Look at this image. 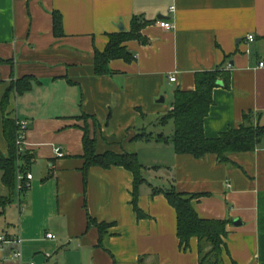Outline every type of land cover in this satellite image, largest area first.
<instances>
[{"label": "crops", "instance_id": "0c3cea01", "mask_svg": "<svg viewBox=\"0 0 264 264\" xmlns=\"http://www.w3.org/2000/svg\"><path fill=\"white\" fill-rule=\"evenodd\" d=\"M135 17L142 37L123 43L135 57L110 60L112 73L98 75L96 52L110 34L130 32ZM162 19L174 28H161ZM261 62L264 0H0V151L9 154L2 101L10 92L8 113L29 126L21 156H33L20 161L30 188L0 208V232L21 238L0 248V264H199L197 238L180 248L177 212L161 191L172 187L200 194L192 202L200 217L227 221L224 264H264V144L227 164L213 153L178 154L175 123L163 122L176 89L222 69L229 81L213 89L205 135L239 127L248 113L264 124ZM86 134L97 154H138L140 213L129 169L86 167ZM3 175L0 198L12 193ZM92 218L106 225L103 235Z\"/></svg>", "mask_w": 264, "mask_h": 264}, {"label": "trees", "instance_id": "16d2710c", "mask_svg": "<svg viewBox=\"0 0 264 264\" xmlns=\"http://www.w3.org/2000/svg\"><path fill=\"white\" fill-rule=\"evenodd\" d=\"M55 27L60 28L62 19L60 13L54 14ZM142 24L138 23V18L133 19V28L130 32L121 31L117 34H110V40L105 51L96 52L95 63L98 75L111 74L109 61L123 58L132 61L135 57L123 43L132 38H141L139 33ZM195 87L193 90L176 89L172 101L173 109L163 117V122L172 120L175 123V130L172 134L171 142L175 152L186 153L194 157L203 158L211 153L217 155L221 163H231L230 155L234 152L253 151L261 144H264V124L256 121L251 113L244 114V122L237 128H229L218 137L208 138L205 135V118L209 115L214 104L213 89L219 85L220 81H229V75L225 70L215 69L209 71H198L195 73ZM10 92L5 94L2 101L5 117L3 121L6 140L9 142V154L3 155L0 151V168L4 172L3 181L11 190L9 197L0 198L1 206L6 208L15 199L17 186V176L19 171L27 176L28 172L20 163L24 158L30 163L33 156L25 154L21 156L17 145L18 126L11 113ZM147 137V136H146ZM159 137L162 138V135ZM85 139L86 167L99 165L104 168L112 165L124 166L129 169L135 177L134 205L136 212L140 213L137 200V186L145 180L143 175L144 166L140 163L137 153H114L106 151L104 154H97L95 150V139L87 134ZM26 179L23 180V188L19 189L24 193L29 189L25 186ZM168 198L171 205L177 212L178 239L180 248L184 251L189 249L190 240L197 238L199 242V264H224L223 251L227 248L224 239L228 235L227 221L219 219H204L199 216L193 207V200L200 197V194H190L179 192L174 187L161 190ZM96 225L103 235L106 231L104 223H98L93 218L90 225ZM101 235V236H102ZM209 247V249H207Z\"/></svg>", "mask_w": 264, "mask_h": 264}, {"label": "built area", "instance_id": "2783aa9c", "mask_svg": "<svg viewBox=\"0 0 264 264\" xmlns=\"http://www.w3.org/2000/svg\"><path fill=\"white\" fill-rule=\"evenodd\" d=\"M173 10H175V8L171 7V11H173ZM158 24L160 25L161 28L162 27L166 28V29H173L174 28V24L170 20L162 19V20H159ZM254 37H255L254 34L253 35L251 34L248 36V40L252 41L254 39ZM260 65L264 66V62H261ZM171 81L176 82L177 77L176 76L171 77ZM16 124L18 126L16 141H17L19 153L22 154V152L25 148V145H26L25 138H26V134L28 132L29 126H28V122L25 120H17ZM56 152H57V155H59V156H63V154H64L61 150V147L57 148ZM32 178H33V174L31 172L28 173L27 176H25L24 173L19 171L18 176H17L18 188L22 189L24 187L23 186V180L24 179H26V183L24 185L30 188L29 181H31ZM48 236L52 237L53 234L50 233V234H48ZM20 242H21V238L19 235H9L6 232H0V248H2V246L4 244H7V243H20ZM14 256L16 258L20 257L21 251L17 250V252H15ZM31 264H36V263L33 262Z\"/></svg>", "mask_w": 264, "mask_h": 264}, {"label": "rangeland", "instance_id": "374dc122", "mask_svg": "<svg viewBox=\"0 0 264 264\" xmlns=\"http://www.w3.org/2000/svg\"><path fill=\"white\" fill-rule=\"evenodd\" d=\"M173 99H174V98L171 99L170 97H168L167 100H166V103H167V104H170L171 100L173 101ZM158 127H159V126H156L155 129L152 128L153 131H159V130H158ZM171 128H172V124H171V122H170V124L165 128V133H166V134H169V133L171 132ZM136 147H137V146H136ZM140 147H141V146H140ZM140 147H139V150H140V152L142 153V155L144 156V157H143V158H144L143 160H146V159L148 160V157H146L147 154H149V153H148V150L146 149V147H148V146H146V145H142V147H141V148H140ZM18 189H19V188H16L15 195H16V194H19V190H18ZM207 248H208V247H207Z\"/></svg>", "mask_w": 264, "mask_h": 264}, {"label": "water", "instance_id": "95a60500", "mask_svg": "<svg viewBox=\"0 0 264 264\" xmlns=\"http://www.w3.org/2000/svg\"><path fill=\"white\" fill-rule=\"evenodd\" d=\"M120 29L121 30H123L124 29V26H123V24H121L120 26ZM159 102H161V103H163L164 101H165V97L164 96H162L159 100H158Z\"/></svg>", "mask_w": 264, "mask_h": 264}]
</instances>
